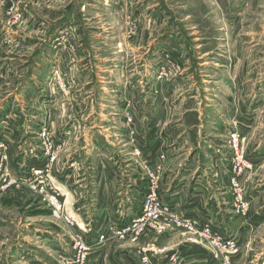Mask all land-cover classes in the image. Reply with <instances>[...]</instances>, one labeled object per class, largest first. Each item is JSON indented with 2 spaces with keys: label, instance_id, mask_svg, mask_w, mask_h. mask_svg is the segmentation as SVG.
Listing matches in <instances>:
<instances>
[{
  "label": "rangeland",
  "instance_id": "374dc122",
  "mask_svg": "<svg viewBox=\"0 0 264 264\" xmlns=\"http://www.w3.org/2000/svg\"><path fill=\"white\" fill-rule=\"evenodd\" d=\"M226 2L0 0V31L4 32L0 42L4 48V42L10 44L13 51L7 48L10 61H3L0 68V96L15 92L11 117L22 120L29 130V137H22L18 146L5 139L12 173L17 170L15 178L30 180L31 168L45 160L47 138L59 137L66 145L54 141V152L59 162H68L61 165V177L75 163L76 154L80 161L75 163L76 171L87 179L85 185L94 184L92 178L102 159L109 162L108 156L119 152L108 170H103L107 179L104 190L112 191L117 202L124 195L119 190L123 188L121 179L130 182L135 174L143 173L147 180L152 155H143L145 144L150 148L149 144L154 147L162 141L163 148L168 146L165 150L169 148L173 154L161 152L156 159L161 167L157 176L161 189L166 172L173 182L182 161L195 154L193 150L199 149L205 156L204 143L212 146L209 150L214 157L218 158L217 151L227 156L232 174L237 142L243 162L259 159L256 167L239 178L249 200L247 172L254 171L260 186L264 183V0ZM216 119L220 121L217 125ZM93 141L102 144L96 154L89 152ZM19 146L21 153L27 152L21 158L28 161V170L23 161H17ZM11 148H15L16 162ZM81 148L86 150L79 156ZM168 155L174 163L177 159L178 169L176 164L166 168ZM109 173L114 174L113 183ZM54 183L61 188L56 179ZM229 186L234 207L230 179ZM86 190L91 191L80 189ZM126 191L131 194L128 186ZM68 203L66 212L73 218ZM102 214L106 224L121 214L128 215ZM93 215L95 212L81 214L90 228ZM64 224L29 188L9 189L0 197V264L58 263L54 247L59 235L68 234ZM191 237L182 232L161 236L147 229L136 241L117 238L110 242L114 252L139 254L157 246L158 251L150 252L152 264H167L180 246L208 249L190 242Z\"/></svg>",
  "mask_w": 264,
  "mask_h": 264
},
{
  "label": "crops",
  "instance_id": "0c3cea01",
  "mask_svg": "<svg viewBox=\"0 0 264 264\" xmlns=\"http://www.w3.org/2000/svg\"><path fill=\"white\" fill-rule=\"evenodd\" d=\"M217 1L218 4H227L226 0ZM0 34L4 35V32L0 31ZM7 36L9 37L8 34ZM4 44L6 45L5 48L2 47L3 42L1 40L0 68L2 67L3 61H10V54L7 50V48L11 50L10 44H7L6 42H4ZM11 52L13 51L11 50ZM217 62L221 63L222 60L218 58ZM3 73H5V70H3ZM0 83H3V81H0ZM14 93L15 92H11L5 97L0 96V118L1 120H4V124L2 123L3 120L2 122L0 121V129L3 131L0 132V134H5L6 138L8 137L11 139V141H15L13 144L18 146L21 143L20 139L24 136H27L29 130L28 127L24 128L22 126V120L11 117L12 113L10 110L12 109L15 99L17 100L16 94ZM217 121L220 122L216 119L215 125L218 124ZM221 128L222 125H219L216 130L219 132ZM191 130L193 129L191 128ZM167 132L169 133L171 130H167ZM220 132L222 134L225 133L222 130ZM176 133L177 131L175 133L172 132L171 134L174 136ZM54 141L55 143H59V145H66L65 142H63L59 137L57 139L54 138ZM159 142L160 143L154 147H152V144H149L150 148H147L146 144L145 146H142L144 156H148L149 153L152 155V161L149 164L150 166L157 164L156 159L161 152L171 153L169 148H167V151L165 150V148L168 146L163 148V142ZM204 146L205 150H207L205 156H202L203 151H200L199 149L193 150L192 153L195 154L193 157H191V154H189L190 157L187 158L185 162L182 161L183 164L180 166V170L177 172V177L173 182H170L171 180L168 181L169 172H166L159 192L161 200L182 215H187V217L192 218L211 220L214 225L215 232L219 233L224 238L236 239L241 248V253L235 259V264H264V234H260L261 229L264 227V188L262 189V187H264V183L260 186L257 181V176L253 174L254 171L247 172L246 177L249 179L245 185L247 188V194H249V201L251 205L250 213L247 218H239L235 216L232 206V191L230 190L229 186V179L231 177L229 160L227 156L219 154V151L216 152L218 158L214 157L215 153L209 150L212 148V146L207 144L205 145V143ZM221 146L223 148L226 147L223 145ZM101 148L102 144L93 141L92 147L89 148V152L96 154L99 150H101ZM181 149L182 147L180 145L178 151ZM18 150L19 154L16 155L17 157L19 155L20 158H18L17 161H23V165H25L24 169L28 170V161L26 162L25 159L22 160L21 158V156L24 155V152H27L25 150L23 153H21L20 146L18 147ZM85 150L86 148H81L79 150V156H82L84 153L82 151ZM14 152L15 148H11L12 158L16 157L13 156ZM117 156H119V152H112V154L108 156L110 160L109 162L104 159L101 160V163L98 165V173H95V175H98V177H94L95 175L93 176L92 180L95 182L90 186L85 185V181L87 179H82L81 174L76 171L77 164L75 163L80 162L79 159H76V154L75 159L73 160H76L75 163L65 168L63 177L60 175L61 165H68L67 160L65 162H59L58 166L56 167L57 171L54 173L56 183L58 187H61L60 189L64 196V200L66 203L69 202L67 204L68 211L73 216V218L79 220H76L79 224H83V228L88 227L89 231L94 235V238L92 239L90 234L87 236V238H89L88 240L90 244L94 246L93 253L89 256L87 264H140L138 252H123L119 250L114 252V246H111V242L107 244L99 243V236L103 230L105 231L106 229L115 227L124 228L128 226L133 218L140 216L143 211V198L145 197L147 190V180L143 173L141 175L135 174L130 182H124L121 179L123 188L119 190L120 194L122 195V190L124 195L120 200L118 199L117 202H115L112 198V191L104 190L107 183L106 177H103L104 167H106L108 170L110 162L114 159V157ZM167 157L169 160L166 164V168H170L173 164H176L177 159L175 158L176 162L174 163V160L171 159L170 155ZM104 161H106V164H104ZM250 161L254 167H256L259 163L258 157H252ZM13 162H16L15 158H13ZM177 167L178 164H176L175 168L178 169ZM12 169H14V167H12ZM109 175L112 176L109 179H111L113 183L114 174L109 173ZM18 178L22 179V177ZM21 186L25 187L24 185ZM127 186L131 191L130 195L129 193H126ZM84 188H90L91 191H80V189ZM104 191H106L105 201H103V195H105ZM90 192H94V194L90 195ZM117 209L120 211H117ZM105 211L109 213L122 212L123 214L126 212L128 215L125 216H130L131 214L132 216L127 218L121 214L117 217V220L112 221L110 224H106L108 221L105 220V217L102 214ZM93 212H95V216L93 215V218L90 221L92 224V227L90 228V226L86 224L87 221L82 218L81 214H89ZM64 225L68 229V234L64 236L59 235L58 239L55 241L56 244L58 243L54 247L56 250L54 253L58 256V263L54 262V264H74L72 258V245L73 237L77 231L71 229L67 224ZM168 238L169 240L172 239L171 236ZM165 239L166 238H164L162 242L165 243L168 241H165ZM173 251L179 253V256L181 259H183L185 264H216L210 259V255L201 247L192 245L185 247L180 246ZM32 263L39 264L37 260L33 261Z\"/></svg>",
  "mask_w": 264,
  "mask_h": 264
},
{
  "label": "built area",
  "instance_id": "2783aa9c",
  "mask_svg": "<svg viewBox=\"0 0 264 264\" xmlns=\"http://www.w3.org/2000/svg\"><path fill=\"white\" fill-rule=\"evenodd\" d=\"M134 118H132V121ZM235 139V136H233ZM5 134H0V197L13 187H25L38 194L43 201L49 206L53 216L67 224L69 227L77 231L73 237V263L87 264L89 256L93 253L94 246L87 243L86 231L77 221H75L66 212V202L59 188L54 183L53 176L55 165L59 164L58 155L54 152V138L48 137L47 143L44 144L45 160L41 164H36L31 168L32 178L29 180L16 179L12 173V167L9 162V150H7V142ZM7 146V148H6ZM234 159L232 164V174L230 177L233 187V195L235 197L233 213L237 217L246 218L250 213V201L240 186L239 178L247 170L252 169V163H246L242 152L239 151L238 145L234 147ZM161 171V167L147 166V190L143 198V211L140 216L135 217L125 228L114 232L112 228L102 232L99 236L100 244H107L114 239L136 241L138 237H142L147 229L155 231L157 234L169 235L178 232L186 233L190 236V242L198 245L208 246L203 248L209 255L210 259L216 264H235V259L240 255L241 248L234 238H224L214 231V225L211 220L202 218L187 217L182 215L175 209L165 204L159 195L160 181L157 177ZM197 238L199 241H197ZM158 251L157 246L142 249L139 253V263L152 264L150 252ZM167 264H185L179 253L174 252L170 255Z\"/></svg>",
  "mask_w": 264,
  "mask_h": 264
}]
</instances>
